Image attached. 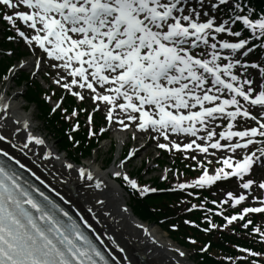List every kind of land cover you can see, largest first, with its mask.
Listing matches in <instances>:
<instances>
[{"label": "snow or ice", "instance_id": "1", "mask_svg": "<svg viewBox=\"0 0 264 264\" xmlns=\"http://www.w3.org/2000/svg\"><path fill=\"white\" fill-rule=\"evenodd\" d=\"M18 46L29 51L31 59L12 62ZM0 60L10 62L3 76L6 82L24 68L36 76L47 67L55 85L82 102L93 101L92 111L79 109L86 112L88 135L96 136L93 113L103 108L109 126L130 131L133 138L137 130L146 132L159 149L176 150L196 161L191 167L199 168L200 174L177 182L175 188L187 191L235 179L243 191H227L223 201L211 203H252L228 215L220 210L221 224L205 216L208 224L202 230L210 233L240 222L254 244L264 245V227L246 218L264 216V4L257 7L255 0H0ZM60 107L56 103L53 111ZM9 109L10 103L0 95V142L7 141L21 153L33 142L44 145L45 140L29 130L27 120L9 125ZM64 111L66 119L76 117L77 110ZM217 123L222 131L216 130ZM79 127L76 120L73 128ZM22 129L26 135L18 137ZM174 134L187 139L178 141ZM143 147L132 148L111 172L140 196L160 190L138 183L126 171ZM210 148L231 153L220 155L221 166L211 172V161L189 151L207 155ZM0 155L10 153L0 147ZM54 155L48 149L41 159ZM11 159L27 166L15 155ZM28 171L41 180L31 168ZM169 171L165 169L160 178L167 179ZM78 172L80 178L94 180L96 189L106 186L90 169L80 167ZM87 212L95 215L92 207ZM80 220L93 228L84 215ZM188 239L196 243L191 236ZM116 247L125 252L119 244ZM210 247L208 241L199 253L206 254ZM236 248L244 255L224 257L227 264H264V247ZM171 251L176 254L171 264H189L186 250L173 247ZM126 259L116 257V264ZM0 264L111 262L81 223L0 160Z\"/></svg>", "mask_w": 264, "mask_h": 264}, {"label": "bare ground", "instance_id": "2", "mask_svg": "<svg viewBox=\"0 0 264 264\" xmlns=\"http://www.w3.org/2000/svg\"><path fill=\"white\" fill-rule=\"evenodd\" d=\"M10 88L11 86L8 85L2 97L10 103L9 111L12 119L9 120V125L13 126L15 120L22 123L25 120L28 121L29 117H25L21 112L24 104L16 100L19 93L10 94ZM29 130L39 135L36 128L30 124ZM26 131L22 129V132L17 136L26 135ZM0 147H4L5 151L10 153V156L15 155L21 161V164H26L27 168L35 171L45 185L48 187L50 185L51 189L55 188L56 192L60 193L59 196L70 203L80 217L84 215L92 224L94 232L112 251L114 256L116 255V257L122 259L127 257L124 264H128V261L131 264H142L138 257H144L145 262L143 264H160L161 259H163L164 264H171V257L176 255L171 251L175 247L174 244L163 237L157 227L141 222L130 213L128 208L127 211L124 210L123 191L111 175L114 167L112 169H102L101 164L83 166L104 180L106 186L96 189L94 180L80 178L76 167L67 168L68 162H66L65 157L55 154L54 147L51 145H36L33 142L24 153L11 147L7 141L0 142ZM48 149H51L55 155L41 159L43 153ZM144 151H148L147 146L143 150H139L138 154L142 155ZM96 199L103 200L104 204L97 205L95 203ZM89 207L93 208L95 215L87 212ZM140 225L144 227L141 228ZM113 240L115 243H113ZM116 244L123 247L125 252L120 253ZM177 258L179 259V257ZM189 264L192 263L189 262Z\"/></svg>", "mask_w": 264, "mask_h": 264}, {"label": "trees", "instance_id": "3", "mask_svg": "<svg viewBox=\"0 0 264 264\" xmlns=\"http://www.w3.org/2000/svg\"><path fill=\"white\" fill-rule=\"evenodd\" d=\"M264 4V0H259ZM0 65V72L4 71L7 67L4 65L2 68ZM29 100H37V106L42 111V114L46 121L49 123V127L53 132H56L57 142L63 148H68V150L73 153L75 156L78 154H89L90 148L96 145L94 140H89L86 131H79L75 133V141H79L77 145H75V141L72 142L69 140V136L66 133L65 129L70 128V124L63 120L60 116V113L57 112L54 115H49V106L44 101V99H40L38 92L35 89L31 88L29 95L27 96ZM73 102V99L71 100ZM78 159V158H77ZM178 196L177 194H163L157 195L156 197L147 198L146 200H141L138 197H135V212L142 216L144 219L158 220L159 218L169 217V215H177L179 211V204L177 202ZM193 219L199 220V217L196 215H192ZM180 228L178 235H183L189 233V227L184 225V223L180 222ZM193 235L199 234V239L201 241L199 247L205 241H211L210 250L206 254H197L199 258L200 264H227V261H224L218 254L221 252L223 255L236 254L235 247L236 245L241 246H257L258 244H254V241H249V239H245L242 235L234 234L231 230L222 233L221 236L217 234H202L196 228H192ZM216 254V257H215ZM218 256V257H217Z\"/></svg>", "mask_w": 264, "mask_h": 264}, {"label": "rangeland", "instance_id": "4", "mask_svg": "<svg viewBox=\"0 0 264 264\" xmlns=\"http://www.w3.org/2000/svg\"><path fill=\"white\" fill-rule=\"evenodd\" d=\"M44 71H42V75H44ZM41 75H39V80L42 81L43 83V79L40 77ZM45 76V75H44ZM8 84H11L12 85V91L14 92H21L20 93V96H18L17 100L21 101V103L25 104L26 101L23 99V93L25 92V88L24 87H20V88H17L15 86V81L14 80H9V81H5L4 83L0 82V88L4 91L5 87L8 85ZM44 86H47V84H43ZM92 106V105H91ZM23 115L25 116H30L31 119H32V123L36 126H39L42 131H47V127L45 125L44 122H42L39 118H38V110L36 109L35 105L31 104L28 109L26 110V113L24 111H21ZM48 132V131H47ZM50 134V133H49ZM109 139L108 140H105L101 143L100 147L98 150H95L94 151V154L89 157L88 159H84L82 160L81 162L82 163H91V164H94V165H100L101 163H105L106 159H108L110 156H111V151H110V147H111V139L113 140L115 138V136L113 134H110L109 135ZM49 139H50V143L55 147V146H58V143H56V140H54V138L51 136H49ZM131 139V138H130ZM139 143V142H138ZM139 144L135 143L133 141V139H131V145L129 144V146L131 147V149L133 148V146H138ZM130 149V150H131ZM120 149L119 147L117 148L116 150V156L120 153ZM65 153H62V155H64ZM158 154H159V151L154 149V146H150L148 148V151H144L143 153V156L141 157H137L135 158L131 164H129L127 166V169H129L130 171H134V169H138L141 164L144 162V160L146 161H150L149 162V165L147 166L146 170H145V175H144V179H148V178H152L153 176H155L156 174H164V170L165 169H161L160 165H158L156 163V161L158 160ZM161 158V157H160ZM170 168V165H167L166 169H169ZM170 170V169H169ZM174 174V171H169L167 173L168 176H172ZM237 187H240L237 185ZM243 191V190H242ZM126 195V193H124ZM160 232L164 235V236H167V234L160 230ZM187 251V250H186ZM188 252V256L190 257V252ZM191 260V259H190Z\"/></svg>", "mask_w": 264, "mask_h": 264}]
</instances>
